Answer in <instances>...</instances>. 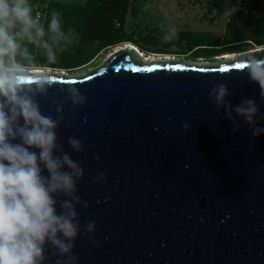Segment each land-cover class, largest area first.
<instances>
[{
    "label": "water",
    "instance_id": "1",
    "mask_svg": "<svg viewBox=\"0 0 264 264\" xmlns=\"http://www.w3.org/2000/svg\"><path fill=\"white\" fill-rule=\"evenodd\" d=\"M252 55L264 59L261 51L212 61L143 60L124 43L81 73L30 71L54 79L37 100L54 118L52 99L63 106L57 143L84 169L76 264H264V133L254 137L235 112L233 132L209 96L223 83L233 108L254 99L256 126L264 128L260 89L235 67ZM69 85L87 98L84 106L73 108ZM72 136L82 141L79 153L69 146ZM101 173L106 182L95 179ZM89 221L96 243L85 231ZM53 253L46 245L44 264H56Z\"/></svg>",
    "mask_w": 264,
    "mask_h": 264
},
{
    "label": "clouds",
    "instance_id": "2",
    "mask_svg": "<svg viewBox=\"0 0 264 264\" xmlns=\"http://www.w3.org/2000/svg\"><path fill=\"white\" fill-rule=\"evenodd\" d=\"M175 33L171 28L163 39L170 40ZM66 37L59 13L52 12L45 27L39 14L33 15L28 0H0V264H44L46 245L58 256L56 264H76L73 248L80 232L76 205L82 203L77 193L84 169L57 143L63 106L52 99L58 114L54 118L42 112L37 100L39 95L47 96L54 79L28 71L32 59L29 45L42 48L47 60L54 63ZM244 71L264 99V59L249 56ZM66 92L73 108L87 103L76 86H67ZM228 95L223 83L214 85L209 93L216 108H223L232 121L233 132L239 130L235 112L254 137L264 133V128L256 126V101L245 98L233 108ZM189 127L183 122L185 131ZM68 143L77 153L83 150L82 141L75 136L69 137ZM95 179L106 182L103 173ZM57 195L65 198L58 200ZM83 207L88 204L84 202ZM95 230V222L89 221L85 231L94 243Z\"/></svg>",
    "mask_w": 264,
    "mask_h": 264
},
{
    "label": "rangeland",
    "instance_id": "3",
    "mask_svg": "<svg viewBox=\"0 0 264 264\" xmlns=\"http://www.w3.org/2000/svg\"><path fill=\"white\" fill-rule=\"evenodd\" d=\"M84 2L85 0H52L55 12L60 14L62 28L69 36L65 39L66 44H70L67 45L69 48H64L66 46L64 44L57 52L54 63L47 60L42 48H35L36 62L40 65L28 66V71L37 70L35 67L38 68V71H62L63 69L54 67L64 65L70 59L87 54L89 48L83 45L78 50L77 46L79 37L77 17H79L80 7L84 5ZM228 2L229 0H131L130 11L125 22L122 23V28L112 30V33L115 37L123 35V38L131 39L148 56L212 61L228 54L215 55L224 51L218 49L220 48L218 47L219 43L237 40V44L240 45L235 48L242 50L234 54L245 53L250 50L248 48L251 45H255L246 44V42H250V39L258 41L257 39H261L260 35L264 36V31L259 29L256 32H248L239 22V17L244 15L240 14L235 7H231ZM252 3L253 1L248 5ZM42 8L45 12L49 11L45 5ZM47 12L41 21L45 27L51 18ZM227 12H231V15H228ZM227 18L232 19L231 23ZM237 26L239 27L237 28ZM171 28H175L176 33L172 39L165 41L163 37ZM86 40L87 38L84 39V41ZM87 41L89 45L92 43ZM114 49L113 46L101 51L98 56L83 67L73 70L64 69L63 71L67 74H77L98 67L113 53ZM147 50L158 53H150ZM38 52L41 54H37Z\"/></svg>",
    "mask_w": 264,
    "mask_h": 264
},
{
    "label": "trees",
    "instance_id": "4",
    "mask_svg": "<svg viewBox=\"0 0 264 264\" xmlns=\"http://www.w3.org/2000/svg\"><path fill=\"white\" fill-rule=\"evenodd\" d=\"M28 3L30 5L37 3L41 7L45 5V8L49 9V11L46 12L47 14L50 15L52 12H55V7L52 4V0H28ZM260 3L261 0H253V3L247 6L250 7L249 8L250 11L246 15L239 18L240 25L245 27L248 30V32L259 31V29H257L256 19L258 20V17L262 15V12L260 10L262 7H264L260 5ZM130 4H131V0H85L84 5L80 7L79 17H77V29H78L77 31L79 36L77 46L79 50L81 46L85 45L87 48H89L88 52L84 56L70 59L69 61H66L64 65H58L55 66L54 68L63 69V70L64 69L73 70L75 68H80L85 66L87 63L92 61L96 56H98L101 51H105L109 47L120 45L122 43H132L136 45L131 39H125L123 38L124 37L123 35L120 37H115V35L112 33V30L115 31L117 29L122 28L121 27L122 23L125 22L128 13L130 11L129 9ZM253 9L257 11V16L253 15L252 13ZM42 10L44 17L46 12L44 11L43 8ZM231 21L232 19L230 18L229 23H231ZM251 25L253 27H251ZM238 27L239 26H237V28ZM262 31H264V29H262ZM260 37L261 39L260 38L257 39L258 41H253L250 39V42H246V44H256L257 46H264V36L260 35ZM85 38H87V40L91 41L92 43H90V45L87 44L88 41L87 40L84 41ZM237 42L238 40L234 42L219 43L218 47L220 48L218 49L219 50L223 49L224 51H221L220 53H216L215 55L235 53L241 51L242 49L235 48L240 45L237 44ZM67 45L70 44L67 43L64 48H69ZM252 46L253 45H251L249 48H251ZM35 48L38 47L34 45H29V50L32 53V59L30 63H28L29 67L40 65L37 64L36 62L37 55L35 54L36 53ZM148 52L158 53L157 51H148ZM39 53L41 54V52H38L37 54ZM42 65L49 66L45 64Z\"/></svg>",
    "mask_w": 264,
    "mask_h": 264
},
{
    "label": "built area",
    "instance_id": "5",
    "mask_svg": "<svg viewBox=\"0 0 264 264\" xmlns=\"http://www.w3.org/2000/svg\"><path fill=\"white\" fill-rule=\"evenodd\" d=\"M253 0H229V4L231 7H235L240 14L242 15H246L249 11H250V7H247L249 3H251ZM32 6V10H33V15L35 16L37 13L39 14V19L40 22L42 21L43 18V10L42 7L37 4L34 3L31 5ZM231 12H227V14L229 15ZM252 13L254 16H257V11L256 10H252ZM227 20H229L227 18ZM255 46V45H254Z\"/></svg>",
    "mask_w": 264,
    "mask_h": 264
},
{
    "label": "bare ground",
    "instance_id": "6",
    "mask_svg": "<svg viewBox=\"0 0 264 264\" xmlns=\"http://www.w3.org/2000/svg\"><path fill=\"white\" fill-rule=\"evenodd\" d=\"M120 46H123V44L122 45L115 46V49L113 50V52L114 51H117L120 48ZM135 48L141 53V50L138 47H135ZM261 51H264V46H257L255 48H252V50H248L245 53H239V54H234L233 53V54H227V55H224V56L222 55L219 58H223V57H236V56H242L244 54H255V53H258V52H261ZM141 55L143 57V60H157V59H160V58H164V57H157V56H150V55L148 56V55L143 54V53H141ZM165 57H169V56H165ZM36 71H38V69ZM39 71H42V70H39Z\"/></svg>",
    "mask_w": 264,
    "mask_h": 264
},
{
    "label": "crops",
    "instance_id": "7",
    "mask_svg": "<svg viewBox=\"0 0 264 264\" xmlns=\"http://www.w3.org/2000/svg\"><path fill=\"white\" fill-rule=\"evenodd\" d=\"M260 5L264 6V0H261ZM260 11L262 12V15L258 17V20L256 19V23H257V29H260L262 31V29H264V7H262ZM229 15H231V13ZM252 25L251 27H253Z\"/></svg>",
    "mask_w": 264,
    "mask_h": 264
},
{
    "label": "snow or ice",
    "instance_id": "8",
    "mask_svg": "<svg viewBox=\"0 0 264 264\" xmlns=\"http://www.w3.org/2000/svg\"><path fill=\"white\" fill-rule=\"evenodd\" d=\"M235 67H237V68H241V67H244V65L243 64H237V65H235ZM223 70V69H222Z\"/></svg>",
    "mask_w": 264,
    "mask_h": 264
},
{
    "label": "flooded vegetation",
    "instance_id": "9",
    "mask_svg": "<svg viewBox=\"0 0 264 264\" xmlns=\"http://www.w3.org/2000/svg\"><path fill=\"white\" fill-rule=\"evenodd\" d=\"M155 55V54H154ZM158 57V56H157Z\"/></svg>",
    "mask_w": 264,
    "mask_h": 264
}]
</instances>
